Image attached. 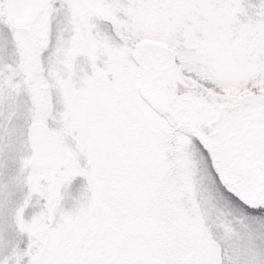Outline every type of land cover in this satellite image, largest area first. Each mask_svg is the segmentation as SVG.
I'll use <instances>...</instances> for the list:
<instances>
[{"label":"snow or ice","instance_id":"6c2138e0","mask_svg":"<svg viewBox=\"0 0 264 264\" xmlns=\"http://www.w3.org/2000/svg\"><path fill=\"white\" fill-rule=\"evenodd\" d=\"M0 264H264V0H0Z\"/></svg>","mask_w":264,"mask_h":264}]
</instances>
